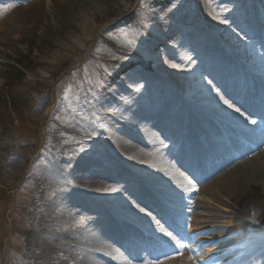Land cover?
<instances>
[{"label":"rangeland","instance_id":"obj_1","mask_svg":"<svg viewBox=\"0 0 264 264\" xmlns=\"http://www.w3.org/2000/svg\"><path fill=\"white\" fill-rule=\"evenodd\" d=\"M15 60L28 63L24 77ZM263 77L264 0H0V264H41L28 242L47 210L53 223L46 232L81 233L92 214L56 217L49 206L81 164L113 169L104 154L122 134H138L139 113L167 110L176 98V107L199 109L224 88L252 91L263 102L253 82ZM260 127L264 134V122ZM167 144L171 150L174 143ZM182 177L193 187L166 209L193 252L165 257L229 264L249 244L242 237L249 225L236 204L197 194L190 176ZM104 210L118 225L124 220L163 243L156 255L172 249L160 229L172 232L154 216L141 224ZM77 262L76 253L63 252L46 264Z\"/></svg>","mask_w":264,"mask_h":264},{"label":"bare ground","instance_id":"obj_2","mask_svg":"<svg viewBox=\"0 0 264 264\" xmlns=\"http://www.w3.org/2000/svg\"><path fill=\"white\" fill-rule=\"evenodd\" d=\"M253 82L264 93V77ZM250 94L224 88L202 102L199 109L187 104L176 107L180 102L176 98V104H167V110L164 107L158 112L139 113L134 117L138 134H122L104 154L113 169L107 173L91 162L81 164L75 177L49 206L56 217L75 216L86 210L92 214L94 218L81 233L59 236L46 232L53 223L48 210L40 227L31 233L28 245L40 251L37 258L41 264L63 252L76 253L77 264H194V260L183 262L176 257H165L162 251L158 253L163 255L156 257L163 258L160 263L151 262L143 245H134L130 239L138 240L141 234L124 220L118 225L104 210L116 208L119 216L133 218L141 224L150 223V211L161 223L165 218L168 230L181 237L182 231L175 219L167 220L164 211L168 204L177 205L189 195L182 189L193 186L182 177L183 173L193 178L197 194L216 196L222 203L236 204L242 221L246 220L245 224L249 225L242 237L254 243V247L242 255L241 264H248L250 251L254 259L249 264H264V134L257 126L264 112L260 110L261 100L253 92ZM260 98H264V94ZM173 108L175 115H169V109ZM236 108L240 111H235ZM252 120L256 123H251ZM184 132L185 136L179 139V134ZM170 138L178 140L175 153L167 144ZM230 146L237 150L234 156L230 154ZM168 150L171 155L167 157ZM197 222L194 218L193 223ZM231 224L238 227L236 222ZM191 231L196 232V226L193 225ZM125 237L132 248L135 246L132 252L125 249ZM234 237L241 236L234 234ZM164 239L172 243L175 252L184 250V245L177 240L166 235ZM230 250L231 247H227V251Z\"/></svg>","mask_w":264,"mask_h":264},{"label":"snow or ice","instance_id":"obj_3","mask_svg":"<svg viewBox=\"0 0 264 264\" xmlns=\"http://www.w3.org/2000/svg\"><path fill=\"white\" fill-rule=\"evenodd\" d=\"M222 22L226 23V21H222ZM173 67H176V65H173ZM224 103H225L229 108H233V105H232L231 103H229L228 100H224ZM235 111L239 112L240 110H239L238 108H236ZM251 123L255 124L256 121H255V120H252ZM112 191H115V189H112ZM157 223L159 224V221H157ZM160 230H161V232H164V234H165L166 236H169L170 239H172L173 241H176V237L173 236L170 232H166V231L164 230L163 227H161ZM176 242L179 243V241H176Z\"/></svg>","mask_w":264,"mask_h":264},{"label":"trees","instance_id":"obj_4","mask_svg":"<svg viewBox=\"0 0 264 264\" xmlns=\"http://www.w3.org/2000/svg\"><path fill=\"white\" fill-rule=\"evenodd\" d=\"M15 64L18 68V70H15L16 73L19 75V78L22 76L24 77V72L28 70V63L24 60H15Z\"/></svg>","mask_w":264,"mask_h":264}]
</instances>
